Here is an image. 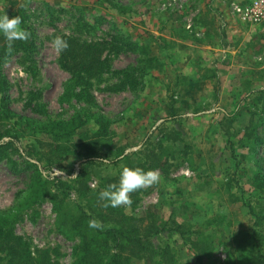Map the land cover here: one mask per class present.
Segmentation results:
<instances>
[{"label":"rangeland","instance_id":"374dc122","mask_svg":"<svg viewBox=\"0 0 264 264\" xmlns=\"http://www.w3.org/2000/svg\"><path fill=\"white\" fill-rule=\"evenodd\" d=\"M249 1L0 0V14L5 12L11 18L23 12L36 45L32 53L16 51L0 64L8 84L0 93V105L6 102L15 113L32 119H68L84 104L74 99L59 102L69 74L58 66L52 40L70 34L87 41L114 37L137 42L135 49L120 51L111 58L112 70L118 71L154 57L138 89L108 90L119 77L111 72L89 89L97 104L89 111L115 122L108 160L92 171L88 185L96 190L99 177L115 175L123 163L108 161L121 152L133 159L144 156L140 152L161 139L160 124L172 105L181 115L176 127L190 144L189 153H179L182 143H167V162L161 170L155 169L160 181L140 189L130 206H121L127 214L153 212L160 223L170 218L168 221L181 223L184 229L209 236L213 249L204 258L207 264H248L244 256L247 243L256 232L264 234V200L257 197L254 188V174L264 173V25L243 22L232 13L231 5L245 6ZM203 25L209 26L221 46H227V57L235 58L234 66L219 78H206L208 69L200 64L192 47L209 38L200 30ZM180 56L189 63H183ZM190 63L205 75L191 78ZM18 134L21 147L28 150L36 145L25 127H20ZM73 139L78 141L77 136ZM173 147H178V152L174 153ZM27 153L30 158L20 157L16 150L8 152L14 169L0 160L1 209L9 207L15 194L29 184L33 173L30 163L40 166L36 156ZM80 162L79 156L71 153L45 173L51 180L69 181ZM74 199L72 192L69 206ZM247 204L257 212L258 224ZM15 232L30 241L33 253L55 247L59 263L70 264L77 242L57 231L49 200L28 211L15 225ZM185 239L176 233L163 234L157 243L172 246L181 263L193 264L195 250L190 241L195 236L188 234Z\"/></svg>","mask_w":264,"mask_h":264},{"label":"trees","instance_id":"16d2710c","mask_svg":"<svg viewBox=\"0 0 264 264\" xmlns=\"http://www.w3.org/2000/svg\"><path fill=\"white\" fill-rule=\"evenodd\" d=\"M17 15L30 37L26 41H14L9 49L7 41L0 35V64L16 51L28 55L36 48L35 37L24 21L23 12L15 14ZM57 36L67 40L69 45L57 58L58 66L69 74L59 102L74 99L83 103L84 107L68 119L54 120L49 117L32 119L15 113L6 102L0 105V160H6L8 167L14 169L15 162L9 158L8 152L16 150L20 157L30 158L31 155L27 153L30 151L40 164L30 163L33 173L29 184L15 194L9 207L0 208V264H60L57 248L45 247L33 253L30 241L15 232V225L27 212L34 210L45 200H49L52 205L57 231L66 239L77 242L72 249L70 264H188L179 261L172 246L157 243V238L161 235L174 233L183 240H187L185 236L188 234L194 235L195 239L190 241L195 250L193 264H207L204 258L211 255L213 246L210 237L203 235L201 231L184 229L181 223L168 221L170 218L160 223L153 212L135 216L124 212L122 206L105 207L106 201L99 198L101 191L118 182L119 172L123 167L141 168L145 171L161 170L167 162L164 159V154L169 153L166 151L167 143H182L179 153H189L191 146L183 140L176 127L181 115L175 112L172 105L169 116L163 119L164 123L171 125L165 126L163 122L160 124L162 137L156 143L157 146L155 144L144 149L140 152L145 153L144 156L138 155L136 159L121 152L108 161L111 164L123 163L116 174L99 177L96 190L88 185L92 171L108 160L107 152L111 147L112 125L115 122L99 112L89 111V108L97 107L90 87L94 82L99 84L111 72L119 77L116 83L109 84L108 90H136L148 72L145 70L150 69V64L155 60L154 57L148 56L145 60H139L137 66L116 71L112 70L111 56L120 51L135 49L137 42L126 38L114 40V37L87 41L76 35ZM7 88L8 84L0 73V93ZM42 113L46 115L45 111ZM20 127H25L35 137L36 145L28 150L21 147L18 134ZM75 136L78 141H74ZM177 148H172L174 153L178 152ZM71 153H76L81 159L76 173L69 181L51 180L45 170ZM170 157L173 158L172 155ZM254 188L257 197L264 200V173L261 171L254 174ZM139 191L140 189L129 194L134 202ZM72 192L75 199L69 206L67 201ZM247 207L258 224L259 216L253 205L247 204ZM90 221H95L98 227H89ZM244 256L248 258V264H264V234L255 233L244 249Z\"/></svg>","mask_w":264,"mask_h":264},{"label":"clouds","instance_id":"9594fccd","mask_svg":"<svg viewBox=\"0 0 264 264\" xmlns=\"http://www.w3.org/2000/svg\"><path fill=\"white\" fill-rule=\"evenodd\" d=\"M21 24L22 21L18 15L10 18L5 12L0 14V35L7 41L9 49H11L14 41H26L30 37V33ZM51 46L57 55L69 47L67 40L61 36H56L52 40ZM159 181L160 173L158 170L149 169L145 171L141 168L123 167L119 172L118 182L110 184L101 191L99 198L106 201L105 207L130 206L132 204L130 193L151 187ZM89 227L95 228L98 225L95 221H90Z\"/></svg>","mask_w":264,"mask_h":264},{"label":"crops","instance_id":"0c3cea01","mask_svg":"<svg viewBox=\"0 0 264 264\" xmlns=\"http://www.w3.org/2000/svg\"><path fill=\"white\" fill-rule=\"evenodd\" d=\"M217 6H219V5H217ZM230 28H231V25H230ZM200 30H202L201 31L202 34L206 35V37L209 35V38H206L202 42L200 41L199 43H194V45H192V47L194 49H196V53L199 56L198 61L200 62V64H204V66H206V69H205L206 71L208 69V73L206 74V78H208V79L211 77H218L219 78L223 73H225L226 70H228L229 68L234 66L233 64H234L235 58L227 57V55L225 54V52L228 51L227 46L226 47L221 46L219 44V41H216V39L212 36L213 31L211 29H209L208 25H203ZM227 30H228V28H227ZM232 51H234V50H231L229 52L231 53ZM180 59H182L181 61H183V63H186V64L189 63V60H187L184 57L180 56ZM227 60H229V63L227 62ZM226 63H228L229 65L224 66V65H227ZM188 74H190L191 78H195V79L202 78L205 75V74L202 75V73L199 74L196 71V68L194 67L193 63L192 64L190 63V72H188ZM195 81H197V80H195Z\"/></svg>","mask_w":264,"mask_h":264},{"label":"built area","instance_id":"2783aa9c","mask_svg":"<svg viewBox=\"0 0 264 264\" xmlns=\"http://www.w3.org/2000/svg\"><path fill=\"white\" fill-rule=\"evenodd\" d=\"M231 10L245 23L264 25V0H250L245 6L232 3Z\"/></svg>","mask_w":264,"mask_h":264}]
</instances>
